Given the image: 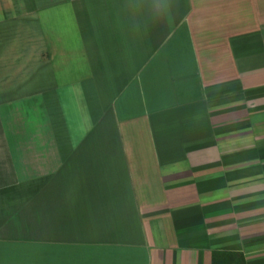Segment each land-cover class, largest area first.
<instances>
[{
  "label": "crops",
  "instance_id": "crops-1",
  "mask_svg": "<svg viewBox=\"0 0 264 264\" xmlns=\"http://www.w3.org/2000/svg\"><path fill=\"white\" fill-rule=\"evenodd\" d=\"M0 264H264V0H0Z\"/></svg>",
  "mask_w": 264,
  "mask_h": 264
}]
</instances>
